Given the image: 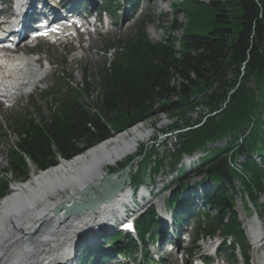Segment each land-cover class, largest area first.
<instances>
[{
	"label": "trees",
	"instance_id": "trees-1",
	"mask_svg": "<svg viewBox=\"0 0 264 264\" xmlns=\"http://www.w3.org/2000/svg\"><path fill=\"white\" fill-rule=\"evenodd\" d=\"M182 6L173 4L172 21L160 25L165 31L160 41H151L139 24L132 34L107 45L120 48L107 65L102 63L96 73L83 69L80 87L69 85L71 73L66 74L48 114L36 111L11 119L18 139L6 149L12 182L28 176L26 158L42 171L111 132L164 114L177 118L173 127L179 118L190 127L178 136L172 166L182 153L228 138L196 169L215 182L204 192L214 212L205 215L202 230L242 236L233 211L236 194L245 193L253 205L264 194V153L260 162L251 156L264 152V0H185ZM178 14L185 17L183 25L176 22ZM200 106L208 112L190 124L187 114ZM138 155H143L140 166L146 164L148 154L141 150ZM10 181L0 175V200L9 193ZM139 181L138 174L132 177V183ZM145 220L137 221L141 232Z\"/></svg>",
	"mask_w": 264,
	"mask_h": 264
},
{
	"label": "bare ground",
	"instance_id": "bare-ground-1",
	"mask_svg": "<svg viewBox=\"0 0 264 264\" xmlns=\"http://www.w3.org/2000/svg\"><path fill=\"white\" fill-rule=\"evenodd\" d=\"M19 50L22 48L17 47L14 52ZM14 52L0 51V97L7 100L28 87L21 84L26 78L25 68L31 70L29 63L37 62ZM29 78L32 83L36 80ZM150 136L149 129L137 123L70 159H60L56 165L32 174L24 182L11 184L9 193L0 200V264H61L70 256L68 250L72 246L82 247L83 238L72 245L75 238L99 225L105 226L111 215L120 214V206L129 202L128 187L117 191L95 210L80 215L63 216L54 213L53 207L61 202L68 204L71 200H80L86 183L90 188L100 183L108 173L106 168L134 155L138 144ZM189 158L180 162L191 164ZM132 168L130 165L129 174ZM256 226V221L248 222L249 234ZM258 231L259 234L250 236L254 245L253 264H264V258L257 255L258 237L264 226H258Z\"/></svg>",
	"mask_w": 264,
	"mask_h": 264
},
{
	"label": "rangeland",
	"instance_id": "rangeland-1",
	"mask_svg": "<svg viewBox=\"0 0 264 264\" xmlns=\"http://www.w3.org/2000/svg\"><path fill=\"white\" fill-rule=\"evenodd\" d=\"M172 1L176 3V6L179 5V7H183L182 5L185 2V0ZM155 2H157V0H148V3L153 7V10H144L143 12H140V10L144 7V3L140 4L139 9H137L134 14H131L130 18L127 17V19L123 21L121 20V11H119L116 19L113 18V26H111L109 29L102 28L100 30H95L89 35L87 40H82L84 42H80L78 47H75L74 45L66 46L63 48L61 46L51 47L47 46V43L45 42L38 43L36 46H39V53L36 54L33 52L32 57L34 59H40L41 68L42 66L46 67V64H44V60L48 61L50 65L49 70L45 72V78L43 79V82H47V84H57L60 82V79H65L66 73H69L72 70L71 84L74 88L80 87L76 84L81 81L83 69L89 68L94 73H96L97 69L99 68L100 61L104 59L103 56L98 54V52L103 48V44L109 39L129 34L135 28L137 22L139 21L145 23L146 35L151 41H160L165 35V31L160 28V25H169L173 11V3L170 0H166L163 3H161V1L159 3ZM147 17L151 18L152 23H148L146 21ZM176 22L180 25H183L185 22V17L182 14H178ZM105 30L109 31L104 32ZM173 35L175 37H179L180 31L176 32ZM29 49L32 48L29 47ZM67 52L68 54L65 55V53ZM37 65H39V62L37 63ZM57 71L59 72L56 73ZM249 86L255 89L254 81H251L249 83ZM45 89L47 88L44 85H40V87L34 90L33 93L29 96L19 97L13 104L9 101H4L0 105V175H3L4 177L13 179V177L6 170L8 165L6 149L9 145H13L18 140L15 132L12 128H10L11 119L18 116L22 117L29 113L34 114L36 113V111H38L40 114H46L47 104L42 97L43 92L39 93V91ZM255 97H258L256 91ZM196 98L198 99L199 96H196ZM204 113H206V109L200 106L195 110L189 111L186 117L189 123H195L197 119H199L200 115ZM176 119L177 118H170L164 114H160L139 122L145 125L147 129H149V132L151 134L150 138L138 144L134 155H130L122 159L114 166H109L108 168H106L107 171L115 172L119 170V163H123L126 160L130 159V161H126V164L131 163L133 165V170L131 169L132 175L139 172V175L142 178V183L146 184L149 190L152 189L154 192H158L160 189H164L165 186L173 185L174 183H170V180H174L176 170H172L171 152L173 151L175 146V139L178 138L180 132L182 133V131L184 132L187 129L183 122L184 119L182 120L179 118V120L177 121L179 122L178 127L180 128V130L175 131L172 122L176 121ZM162 131H167V134H170L169 138L163 139ZM151 139H153V141H150ZM226 141H228V138H222L220 141H217L212 145L210 144V146H216L219 148L224 146L226 144ZM236 143L237 141H235L234 144ZM141 150L145 151L146 154H148L149 159L146 164L140 166V160L142 159L143 155H140L138 157H135V155L137 156L139 154V151ZM182 159L186 160L185 157L181 158V160ZM201 159L202 158H199L195 162V164H198ZM243 159H245V157L237 159V163H241ZM255 159L257 162H259L258 157H256ZM158 160H161L160 164H157ZM153 166H155L157 170L154 173L152 172ZM176 168H179V164L176 166ZM180 170L181 169H179L177 172L180 173ZM31 175V173L28 174L24 181H26ZM21 182L23 181L11 182L10 185L13 183ZM158 197H161L159 199V203H161L163 194H159ZM257 204V207L260 206L259 210H255L250 203H247V205H249L248 208L247 206H245L241 196L239 194L236 195L234 209L237 211L238 219L243 225L244 232H246V224L249 221L254 220L257 216L259 217V221L264 224V195L259 196V198L257 199ZM146 208L147 207H145V209L143 210H146ZM216 241H220V238L215 237L213 239L199 241L198 244L200 246V249H204L205 244H212ZM184 254L185 252H180V254L166 256L165 259L171 264H185L187 262H191L189 257L186 258ZM248 254L251 258L252 264V261L254 262L255 260L253 249H250ZM257 255L260 256L261 251H259ZM213 263L217 264L215 261H213ZM226 263L243 264L241 258H239L236 262L234 261ZM135 264H138V260Z\"/></svg>",
	"mask_w": 264,
	"mask_h": 264
},
{
	"label": "water",
	"instance_id": "water-1",
	"mask_svg": "<svg viewBox=\"0 0 264 264\" xmlns=\"http://www.w3.org/2000/svg\"><path fill=\"white\" fill-rule=\"evenodd\" d=\"M129 170L130 167L127 164L122 170L105 175L102 181L94 185L93 188L88 187L86 184L82 190L84 195L80 200H71L68 204L61 202L60 205L54 207V212H59L61 208L65 212L64 215L67 216L95 210L102 203L113 198L118 190L129 183ZM95 191H98V193L95 194Z\"/></svg>",
	"mask_w": 264,
	"mask_h": 264
}]
</instances>
